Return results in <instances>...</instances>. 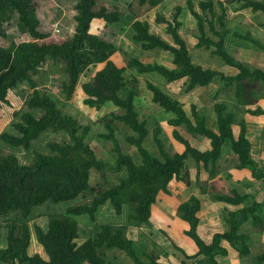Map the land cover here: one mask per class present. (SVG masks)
Wrapping results in <instances>:
<instances>
[{
    "label": "trees",
    "instance_id": "1",
    "mask_svg": "<svg viewBox=\"0 0 264 264\" xmlns=\"http://www.w3.org/2000/svg\"><path fill=\"white\" fill-rule=\"evenodd\" d=\"M165 1L125 0L127 9H123L107 4L98 7V0H75V28L70 39L39 44L51 36L41 29L42 23L30 2L0 0V40L10 41L7 47L0 48V108L12 105L10 95L23 99L20 110L13 113V119L0 133V264H111L108 254L116 251L125 253L133 264H175L167 250L158 251L156 238L163 248L170 241L183 253L185 259L176 264L196 260L200 264H222L231 251L241 258L249 256L254 236H264V198L251 197L236 187L233 196H213L223 205L220 215L224 227L208 242L200 234L202 198L192 195L178 205L177 216L188 226L185 235L197 247L192 253L179 246V240L166 227L150 230V235L156 237L152 252L146 243L137 244L129 236L139 227L161 223L154 206L161 194H172V182L191 185L190 165L196 168V181L210 179L218 173L219 162L228 152L238 155L236 168L250 170L264 194V170H259L252 156L245 121L238 123L227 104L216 99L217 95L212 103L215 124L211 127L207 118L199 114L195 102L186 107L159 84L146 81L152 101L162 107L167 123L173 126L174 139L185 147L183 152L170 155L160 136L159 116L141 119L134 102L136 89H129L125 95L121 91L126 85L124 72L134 67L139 73L158 72L168 83L181 82L185 93L218 79L224 86H234L237 103L249 113L264 114L258 104L264 99V70L246 63L237 53L228 52L226 45L231 34L227 26L229 10L264 13V0H205L200 3L201 13L190 4L197 21L195 49L215 55L222 66L227 65L233 72L193 61L189 44L179 32L181 6L176 7L171 20L158 17L156 23L165 27L163 36L152 31L139 10L150 11ZM15 17L22 24L20 31L36 42L27 45L28 52L20 60L12 58L16 45L4 28ZM101 21L113 34L121 35L132 28L134 41L144 51L160 49L169 54L170 62L147 64L137 56L125 61L119 57L114 39L92 31L94 23ZM235 35L264 51L262 41L251 33ZM86 51L98 53L81 64L80 54ZM48 60L65 63V80L59 91L63 98L37 80ZM88 69L91 72L83 79ZM79 87L85 94L84 104L106 109L99 121L107 131L97 137L111 141L116 158L112 163L97 157L89 142L91 126L65 113L67 100ZM119 123L130 130L125 141L136 149L138 158L122 150L115 136ZM184 129L190 137L183 135ZM151 132L158 154L145 146ZM49 135L58 136L61 141L51 140L42 149H33L34 144ZM190 138L209 139L210 146H196ZM20 154H24V161ZM94 175H100L95 183ZM231 176L226 177L229 180ZM79 197L90 202L68 207L62 214H49L45 229L30 223L35 208ZM109 215L121 221L110 223ZM79 218L87 220L83 224ZM251 264H264V250Z\"/></svg>",
    "mask_w": 264,
    "mask_h": 264
},
{
    "label": "rangeland",
    "instance_id": "2",
    "mask_svg": "<svg viewBox=\"0 0 264 264\" xmlns=\"http://www.w3.org/2000/svg\"><path fill=\"white\" fill-rule=\"evenodd\" d=\"M30 4L35 8V13L37 18L40 19L42 26L41 29L45 32L50 34V38L45 39L43 41H39V44H50V43H62L70 39L71 35L74 32L75 28V0H28ZM125 0H98V7L102 5H110L114 7H121L123 9H127V5L124 2ZM131 0H129L130 2ZM205 0H166L162 5H159L156 8H152L150 11L148 9L139 10L140 16L143 19H146L150 22L152 31L164 35V25H158L157 19L159 16H163L166 19H172L173 15L176 13L175 9L177 6L182 7V12L179 15V20L182 22V26L179 28L180 34L183 38L188 42L189 47L191 49V53L193 56V61L197 64H201L205 67H212L214 69H221L226 70L227 72H233L232 68L226 66H222V63L218 60L215 55L210 54L208 51L198 50L195 49L194 44L197 41L195 35L198 33L197 31V21L194 15L191 13L190 4L194 8L195 11L201 13L200 3ZM134 7L138 9V2L135 1ZM264 23V13H256L252 14L250 12H234L231 9L229 10V18L227 22L228 28L231 30V34L227 40V47L228 52L239 55L240 59L245 61L246 63L257 66L264 70V51L256 48L253 44L249 42H242L240 41L235 34L246 35L247 33H251L254 38H258L264 44V28L261 27V24ZM22 25L19 22V19L15 17L10 24L4 25L7 33L11 36V39L15 43V50L12 53V58L14 60H20V58L24 57L25 54L28 52V44L36 43L33 40H29L27 38L26 33L24 31H20L19 26ZM93 32H99L100 35L108 38L114 39L117 45L119 46L118 55L125 61L127 59L137 56L145 63H153L155 61L169 63L170 57L169 54L163 52L160 49H154L150 51H144L141 45L134 41L133 35L134 30L132 28H128L124 34L119 35L117 32L113 34V32L104 25V22H95ZM10 44V41H3L0 40V48H5ZM95 51H86L80 54V63L83 64L84 61L91 59L93 56L96 55ZM237 53V54H236ZM100 67V65L98 66ZM44 73L39 74L37 76L38 82L42 86H46L47 90L55 95H59L60 85L65 80V71L66 66L65 63L63 64L59 60L46 61V64L43 66ZM92 70H95L93 68ZM91 70H87L85 72V77L83 79L88 78V74ZM125 82L126 85L122 88L123 95L127 94L129 89L135 88L136 95H135V105L136 109L140 113V118H153L158 117L160 120L161 126V133L160 136L163 139V143L165 146L166 151L170 155H174L176 153V148L179 150L178 143L174 137H172L173 126H168L167 121L165 119V113L162 110V107L159 106L157 103L152 101V94L150 90L146 86V81L151 80L153 83L159 84L165 91L170 93L176 98H179L183 103H186V107H189L190 102H195L198 105L201 111L207 113L209 116L210 114V121L209 125H214L215 120L213 118L212 112V103L214 95H217V100L219 101H226L234 103L233 100L236 102V97L234 96L235 91L232 87H227L221 83L220 80H214L209 85L204 88H200L194 92L185 93L182 87L181 82H176L175 84L168 83L167 80L161 76L158 72H145L139 73L137 68H128L125 72ZM203 89V90H201ZM225 90V91H223ZM122 94V92H121ZM65 95V94H64ZM85 97L84 92L79 87L74 92L73 96L67 100V107L65 109V113L77 117L79 121L84 125H90L91 136L89 137V142L96 152L98 158H103L109 162H114L116 159L112 153V143L110 140H104L97 137L99 133H105L107 129L105 128L104 124L99 121V118L104 115L106 109L98 110L92 107L87 106L84 104L83 99ZM63 98V97H62ZM211 99V100H210ZM9 100L11 102V106H2L0 108V133L4 130L9 122L13 119V113L18 112L23 104V99H15L13 95L9 96ZM261 106L264 107V99H261L259 103ZM228 106V105H227ZM231 106H234L231 105ZM230 106V107H231ZM257 106V105H256ZM255 106V107H256ZM229 108V107H228ZM236 109V107L234 106ZM230 110V108H229ZM231 111V110H230ZM241 110L236 109L237 112V119L244 114L247 115V111L239 112ZM151 114V115H150ZM263 117V116H262ZM15 119V118H14ZM166 125V128L164 126ZM264 126L258 128V132L262 133ZM182 133L186 137H190L189 133L184 129ZM130 135V130L126 128L125 125L119 123L118 127L116 128L115 136L118 138L122 150L125 153L130 152L133 156L138 158L137 151L134 147L130 146L125 141V136ZM202 139V138H201ZM54 140L56 142L61 141V138L54 135L44 136L34 144L35 150L42 149L48 141ZM191 142H193L196 146L200 144L204 145V143H200V139L193 140L190 138ZM262 144L264 147V142L262 140ZM145 146L153 151L155 154L157 152V147L152 140V132L150 133L149 137L145 142ZM257 148V158L259 157L260 163L262 162V158L259 154V148ZM24 154H20V159L22 161L25 160L23 158ZM235 163L230 161L227 164L223 165V168L233 167ZM259 164V163H258ZM260 170V168H259ZM195 177V175H193ZM220 177V176H219ZM219 177H212L209 181L210 183H218L219 184ZM221 178V177H220ZM236 178L232 176V179H229V182L224 180L227 183V187L225 186V190L223 192L230 193L231 189L238 186ZM100 180V175H94L92 177V182L95 183ZM224 184L223 182H221ZM207 186V183H196L193 180L192 187L186 189V187L179 190V186L175 187L174 185L171 186V195L161 194L158 198L157 203L154 206L155 216L158 219V222L152 224L151 227L142 226L135 230H133V234L129 233V236L134 239L137 244L146 243L148 245L147 250L152 252V242L153 237L150 235L151 229H156L160 226L163 228L166 227L168 231L172 233V236L179 240V246L186 249L189 253L194 252L197 247L195 243L185 235L184 228L187 225H182L179 222L177 216V208L178 204L186 199H188L192 194L201 195L199 192L200 187ZM208 192V191H207ZM209 197L212 198V201L206 204V209L203 213V221L200 227V234L203 236L204 239L207 241L212 240V235L216 232H222L224 227V221L220 216V211H218L217 207L214 204H217L216 201H213V192L210 191L207 194ZM90 199H84L83 197H79L75 201L71 202H64V203H46L40 207L34 209L32 216L30 218V223H34L41 228L45 229L47 224V216L49 214H62L66 208L76 205H83L88 204ZM208 208L212 209V212L208 211ZM110 223H117L120 222V218L115 216L109 215ZM79 220L83 223L87 220V218H79ZM84 224V223H83ZM248 231V230H247ZM249 232V231H248ZM254 236V235H253ZM157 239V246L158 251H168L169 256L173 259V263H177L182 259H185L183 253L178 251L173 244L169 241L166 242V247L163 248L161 243H159ZM34 249L35 246L33 247ZM37 250V249H36ZM264 250V236H254V242L251 249V254L244 258L238 257L236 252L231 251L230 256L222 263V264H251L255 257ZM108 258L111 264H133L130 258H128L125 253L121 251L116 252H109ZM191 264H200L199 260L194 261ZM206 264V263H202Z\"/></svg>",
    "mask_w": 264,
    "mask_h": 264
},
{
    "label": "crops",
    "instance_id": "3",
    "mask_svg": "<svg viewBox=\"0 0 264 264\" xmlns=\"http://www.w3.org/2000/svg\"><path fill=\"white\" fill-rule=\"evenodd\" d=\"M225 87V86H224ZM227 87H230V86H227ZM232 88H234V86H231ZM225 91V90H223ZM235 96V94H234ZM211 100V99H210ZM223 102H225L228 107L230 108V110L234 113V116H235V120L240 123L241 121H245V124H246V127H247V134H248V138L251 142V153H252V156L253 158L255 159L256 163H257V166L258 168H260V170H264V147H263V144H262V140L264 142V129L260 135V133L258 132V128L264 126V114H260V115H253L251 113H249L246 109L245 106L243 105H240L237 103V101L235 102L233 100L234 103H231V102H226L224 100H222ZM236 107L237 111L238 110H241L239 112H244V111H247V115H242L240 117V119H237V112H236V109L234 108V106H231L233 105ZM260 105V104H259ZM231 106V107H230ZM263 107V106H262ZM264 108V107H263ZM199 114L201 116H204L207 118V122H208V125H209V121H210V116H212L210 114V116L207 114V113H204V111H201L199 109ZM151 115V114H150ZM263 116V117H262ZM149 118V117H147ZM235 124V130L238 131L239 128H240V125L239 124ZM167 124L168 126H170L168 123H165ZM163 127V125H161ZM212 127V124L209 125ZM164 128H166V125L164 126ZM173 133V131L171 132ZM173 137V135H171ZM200 143H204L201 144L203 146V148H207L210 146V141L209 139H206V138H202L200 139ZM178 143V142H177ZM200 145V144H199ZM178 146H179V150H177L176 148V153H181L184 151V145L181 144V143H178ZM259 148V154H260V157H263L262 158V162L260 163V159L259 157L257 158V147ZM257 151V152H256ZM234 162L235 164L233 165V167L231 168L230 170V167H227L223 168V165L227 164L228 162ZM238 161V155L234 152H228L226 153L220 160L219 162V171L218 173L215 175V178L216 177H219V184L218 183H210L209 181L212 179H208V178H205L201 181H196L195 180V177H193V175L196 176V168L193 166V165H190L191 167V185L190 186H187L185 183L183 182H172L171 183V186L174 185L175 187H178L179 186V190H181L182 188L186 187V189H190L192 187V182L193 180L195 181V184L198 183H207V186H203V187H200V190L199 192H201V195H198V194H192V195H196L200 198H202L203 200V210L201 212V220L203 221V213L206 209V204L207 202H211L212 201V198L209 197L207 194L212 191L213 192V196L215 195H218V194H223V195H227V196H233V189H231V192L230 193H226V192H223L225 190V186L227 187V183L224 181L226 180L227 182H229L228 178L226 176H228L229 174H231L233 177H235L238 182V186H236V188H238L241 193H244V194H247L249 196H253L255 198H260V199H263L264 198V194L261 190V188L259 187V183L257 184L256 181L254 180V177L252 176V173L250 170L248 169H237L236 168V163ZM259 163V164H258ZM232 176L230 177L232 179ZM224 179V180H223ZM221 182H223L224 184H222ZM230 183V182H229ZM235 188V187H234ZM208 191V192H207ZM191 195V196H192ZM190 196V197H191ZM189 197V198H190ZM188 198V199H189ZM186 199V200H188ZM184 200V201H186ZM214 201V199H213ZM181 203V202H180ZM179 203V204H180ZM217 203V201H216ZM178 204V205H179ZM215 207H217L218 211H221L223 209V205L222 204H214ZM208 211L209 212H212V209L211 208H208ZM221 216V215H220ZM179 219V218H178ZM179 222L184 225L185 223L182 222L180 219H179ZM187 225V224H186ZM201 227V226H200ZM187 229H188V226H187ZM186 227L184 228V230L186 231L187 230ZM215 234V233H214ZM213 234V235H214ZM212 235V236H213ZM202 236V235H201ZM203 237V236H202ZM204 239V238H203ZM206 240V239H204ZM207 241V240H206ZM208 242V241H207Z\"/></svg>",
    "mask_w": 264,
    "mask_h": 264
}]
</instances>
